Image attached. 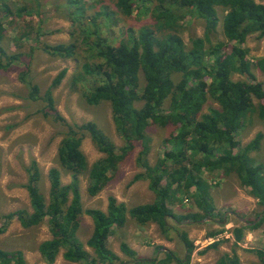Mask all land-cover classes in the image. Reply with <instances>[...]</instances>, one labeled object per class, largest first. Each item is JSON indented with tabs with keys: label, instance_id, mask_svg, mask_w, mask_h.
<instances>
[{
	"label": "trees",
	"instance_id": "obj_1",
	"mask_svg": "<svg viewBox=\"0 0 264 264\" xmlns=\"http://www.w3.org/2000/svg\"><path fill=\"white\" fill-rule=\"evenodd\" d=\"M110 1L115 11L108 12L103 7L89 14L88 0H63L67 7L60 8V15L69 22V39L63 43H43L41 48L51 56L76 61L71 78L80 103L86 107L109 103L114 130L125 145L117 147L95 121L69 123L55 109L52 91L64 78L66 68L56 74L42 96L37 95V84H30L28 98H40L44 102L37 112L46 118L51 116L64 128L56 160L72 179L63 184L60 169L51 167L47 173L49 189L45 198L38 187L42 175L32 159L26 167L24 184L31 211L18 209L1 217L7 224L16 218L23 228L46 223L50 237L40 241L37 250L47 264H53L60 252L63 259L78 264H190L194 243L182 225L217 216L213 213L210 186L201 177L204 170L220 171L224 175L234 173L240 185L264 207V161L255 164L257 158L251 154L258 152L264 134L257 132L244 145L236 138L253 112L264 122V103L253 101V98H264L263 85L256 81L252 63L247 58L248 49L242 46L251 34L264 38V3L256 0H149L152 3L149 21L136 30L129 29L126 37L113 43L106 36V25L113 26L132 17L138 0ZM35 2L38 0H28L31 4L18 6L15 12H25L29 6L35 10ZM217 7L223 11L221 33L225 40L213 42L219 22ZM0 10L10 11L5 4ZM187 16L201 20L203 32L189 36L186 42L182 33ZM4 36L0 18L1 70L21 59L20 53L4 49ZM208 55L213 57L210 64L206 60ZM255 66L264 72V58L258 59ZM26 71L22 70V75ZM234 74L245 78L234 79ZM207 100L215 106H208L207 111L202 112ZM152 124L172 126L175 131L167 139L170 148L164 150L154 164L146 158L150 148L146 130ZM11 127L5 126L6 129ZM85 137L103 153V157L90 165L81 149ZM135 143L141 147L137 161L142 171L135 174L131 182L147 179L154 200L127 208L109 196L106 210L84 208L79 176L86 174L88 193L97 194L108 184L119 162ZM192 186L194 203L199 210L173 212L169 205L177 199V192H187ZM83 215L92 221V231L85 244L77 233ZM258 216L256 221L233 227V246L243 238L245 229H254L264 222V209ZM128 218L138 225L156 224L161 237L182 244V253L160 246L161 257H143L121 241L119 249L126 259L121 258L109 248L108 239ZM215 234L207 233L209 237ZM252 250L264 264V250ZM0 256L4 264H28L20 250H0ZM213 264L242 263L233 251L223 253Z\"/></svg>",
	"mask_w": 264,
	"mask_h": 264
},
{
	"label": "rangeland",
	"instance_id": "obj_2",
	"mask_svg": "<svg viewBox=\"0 0 264 264\" xmlns=\"http://www.w3.org/2000/svg\"><path fill=\"white\" fill-rule=\"evenodd\" d=\"M256 1L264 3V0ZM88 2L91 4L87 11L89 14L98 9L102 10L103 7L108 12L115 11L110 0H88ZM26 3L28 0H0V7L5 4L10 9L6 13L0 10V18L5 29L2 45L9 53L21 54V59L14 62L8 69H0V228L4 229V232L0 233V250L11 252L21 251L15 248L22 247L30 250L34 247L35 264H44L36 249L40 241L50 237L46 223L23 228L16 218L11 219L7 224L1 217L18 209L31 211L24 184L27 182L26 167L30 165L32 159L36 161L41 172L42 178L38 187L45 198L49 189L47 173L51 167L60 169V179L63 184L69 183L72 179L56 160V152L64 128L60 123L54 122L51 116L46 118L37 112L44 102L40 98L37 100L28 98L30 84H37V95L42 96L56 74L62 68H66L64 78L52 91L55 109L69 123L95 121L117 147L125 145V142L114 130L109 103H102L95 107H86L80 103L76 85L72 83L71 78L76 69V61L71 58L51 56L41 48L43 43L55 44L68 41L69 22L60 15V8L67 5L63 0H38V3L35 2V10L29 6L25 12H15L16 7ZM151 7L152 3L149 0H138L132 17L117 22L113 26L107 24L106 36L109 41L118 43L120 38L126 37L129 29L136 30L149 21L148 11ZM217 12L219 22L216 35L212 38L213 42L225 40L221 33L222 8L217 7ZM201 22L192 16L185 18L182 33L184 41L187 42L189 36L202 35ZM242 46L248 49L247 58L252 63V71L256 81L262 83L264 90V72L255 66L258 59L264 58V38L251 34ZM229 48L227 46L225 50L228 51ZM212 59L211 55L206 57L209 64ZM26 69L25 75H22L21 71ZM241 77L245 78L238 74L233 76L234 79ZM253 101L255 104L261 101L264 103V98L261 100L253 98ZM208 106H215V103L207 100L202 112H206ZM6 125L12 127L6 129ZM146 131L150 137V148L146 158L150 164H154L163 151L170 148L167 139L175 131L172 126L161 127L153 124L149 125ZM257 132L264 134V122L256 112H253L252 117L244 124L236 138L241 145H244L253 139ZM140 148V145L135 143L134 148L129 150L119 162L108 184L95 195H90L87 191L89 183L86 174L79 176V192L84 208L94 207L106 210L109 196L115 197L127 208L154 200L155 195L148 188L147 179L131 182L135 174L142 171L137 161ZM81 149L89 165L103 157V153L96 149L89 137L83 139ZM251 154L257 158L255 164L264 161V137L258 152ZM215 172L217 173L204 170L201 177L210 186L213 213H217V216L214 219L204 218L182 225L189 239L194 243L190 264H213L223 253L233 251L236 252L242 264H262L252 249L264 250V222L254 229H245L243 238L235 246L232 244L234 242L232 229L250 223L254 219L256 221L259 218L258 213L264 207L258 205L257 200L249 195L248 189L240 185L234 173L224 175L220 171ZM193 191L194 186L187 192L178 191L177 199L169 205L171 210L177 214L198 211L192 196ZM222 215H225L223 219ZM91 231L92 221L89 216L83 215L77 233L84 244ZM210 232H216V234L209 237L207 233ZM121 241L127 243L143 257L155 255L161 257V250L158 249L160 246L180 253L183 249L178 240L168 241L161 237L156 224L138 225L130 218L123 227L116 230L115 235H111L108 239L109 248L121 258L126 259L119 249ZM212 243L216 245L211 246ZM85 247L90 250L89 247ZM2 259L3 256H0V264H4ZM53 264L78 263L63 259L60 252Z\"/></svg>",
	"mask_w": 264,
	"mask_h": 264
},
{
	"label": "crops",
	"instance_id": "obj_3",
	"mask_svg": "<svg viewBox=\"0 0 264 264\" xmlns=\"http://www.w3.org/2000/svg\"><path fill=\"white\" fill-rule=\"evenodd\" d=\"M33 246V243L31 244ZM15 249H21V251L23 252L24 254V257L26 259V262H28L29 264H35V248L32 247L30 250H28L29 248L27 249H24L22 247L20 248H15ZM133 249V248H132ZM37 250V249H36ZM38 251V250H37ZM39 253V252H38ZM40 255V254H39ZM31 256V257H30ZM41 257V255H40ZM42 259V258H41ZM198 260V259H197ZM43 261V260H42ZM44 264H47L45 262H42Z\"/></svg>",
	"mask_w": 264,
	"mask_h": 264
}]
</instances>
